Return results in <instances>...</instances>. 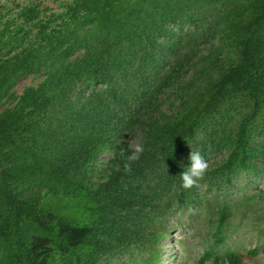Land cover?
<instances>
[{
	"label": "trees",
	"instance_id": "trees-1",
	"mask_svg": "<svg viewBox=\"0 0 264 264\" xmlns=\"http://www.w3.org/2000/svg\"><path fill=\"white\" fill-rule=\"evenodd\" d=\"M63 5L68 12L43 38L42 52L16 55L0 66V101L22 76L41 68L46 76L41 94L30 90L33 102L22 99L29 110L0 113V264H102L141 238L146 224L170 212L174 201L194 202L197 186L184 189L180 173L199 132L210 128L207 134L216 138L211 150L227 152V181L248 168L252 142L264 134V0ZM198 36L226 47L229 63L204 81L214 64L207 58L175 111L138 120L135 110L149 91L140 97L127 88H149L184 42ZM235 115L234 135L217 134ZM132 129L144 152L130 195L119 193L120 172L100 181L96 164L108 150L121 156ZM48 137L43 148L38 145ZM28 160L32 168H22ZM227 211H220L217 242L224 241ZM225 263L240 264L241 255L215 256L214 264Z\"/></svg>",
	"mask_w": 264,
	"mask_h": 264
},
{
	"label": "rangeland",
	"instance_id": "rangeland-1",
	"mask_svg": "<svg viewBox=\"0 0 264 264\" xmlns=\"http://www.w3.org/2000/svg\"><path fill=\"white\" fill-rule=\"evenodd\" d=\"M64 2L68 0H0V66L16 55L36 56L37 50L43 48V38H48L60 22L59 14H67ZM42 25L47 26L45 33ZM204 40L198 36L184 42L179 57L167 68H161L160 75L153 79L149 88H143L146 86L143 83H132L131 88H127V94L135 89L140 97H143V89L149 91L145 104L135 110L138 120L162 117V114L166 116L175 111L181 98L195 88L192 77L207 58L214 64L206 69L204 81H209L229 63L230 52L226 47L222 49L217 41L206 44ZM1 72L2 69L0 80L3 77ZM43 72L44 68H41L22 76L0 101V113L6 108L29 110L32 106L25 107L22 99L29 104L34 100L30 90L36 91L37 95L42 93L39 90L46 79ZM239 120L240 116L235 115L221 126L217 134L222 133L224 138L233 136ZM211 131L208 128L199 132L190 148V152L199 151L209 164V170L197 186L194 202L185 200L178 204L174 201L170 212L146 224L148 229L140 232L141 238L126 245L127 248L119 254L106 256L102 264H214L216 255L225 256L232 251L241 255L240 264H264V134L257 135L252 142L248 168L235 173L227 181L222 170L227 152L216 147L211 150L210 143L216 139L210 136ZM140 140V133L132 129L121 156L111 150L100 156L96 164L100 181L105 180L112 170L120 172L119 193L129 191L132 195L130 188L137 182L140 165L138 161L133 162L130 173L125 172L124 165L132 146ZM49 142L50 137L38 145L43 148ZM206 148L209 150L205 152ZM48 153L57 156L52 149ZM32 166L28 160L22 168L31 169ZM222 208L228 210L226 229L224 241L217 242L214 233Z\"/></svg>",
	"mask_w": 264,
	"mask_h": 264
},
{
	"label": "clouds",
	"instance_id": "clouds-1",
	"mask_svg": "<svg viewBox=\"0 0 264 264\" xmlns=\"http://www.w3.org/2000/svg\"><path fill=\"white\" fill-rule=\"evenodd\" d=\"M144 152L142 144H135L131 148L130 154L127 156V162L124 165V170L127 173L131 172V164L139 161L141 155ZM190 163L185 170L180 173L182 181V187L184 189H190L199 185V181L203 180L207 171L209 170V164L199 151L191 150L189 154Z\"/></svg>",
	"mask_w": 264,
	"mask_h": 264
}]
</instances>
